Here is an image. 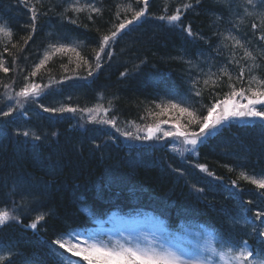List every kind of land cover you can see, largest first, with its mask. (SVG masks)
Instances as JSON below:
<instances>
[{
    "label": "trees",
    "instance_id": "1",
    "mask_svg": "<svg viewBox=\"0 0 264 264\" xmlns=\"http://www.w3.org/2000/svg\"><path fill=\"white\" fill-rule=\"evenodd\" d=\"M78 2L100 11L86 8L73 12L69 8L73 0H40V3L0 0V23L13 32L10 42L0 38V59L9 69L7 73L0 71V111L14 109L9 117L0 116V209H13V214L19 217L18 221L0 226V255L9 249L13 253L0 264H57V258L49 251L54 239L75 227L88 225L94 220L90 217L106 218L111 213L126 216L150 213L162 218L170 229H176L182 222L198 224L211 229L226 243L246 240L253 248H263L264 244L258 241H264V237L253 233V228L258 221L255 213L259 208L264 211L260 207L264 189L256 188L240 173L264 179V123L259 119L224 122L213 130V135L198 140L195 146L178 141L181 152L178 154L170 148L169 139L134 137H143L146 126L158 119L169 120L161 127L169 125L173 129L176 117L181 124L187 123L186 114L172 109L164 116L149 115L159 111L155 105L162 100L182 101L181 107H188L202 117L207 115L208 107L231 90L229 83L239 89L248 86L251 74L264 78V40L260 39L264 27L252 28L253 23L260 24L264 2L254 0L253 6L246 0H228L224 5L216 0H200L198 4L196 0H149L146 15L105 46L99 64L103 59L118 61L119 66L112 74L124 81L139 77L144 70L143 77L150 79L151 88L133 80L114 89L109 87L110 81L92 85L102 75L95 72V51H99L106 31H115L121 20L131 19L132 12L122 9L131 5L138 11L144 4L142 0ZM184 3L192 4V8L183 10ZM33 6L38 10L36 30L24 44L22 37L27 38L31 31L29 9ZM177 7L182 9L180 26L158 19L173 14ZM73 19L76 24L71 23ZM187 26L195 36L183 31ZM229 33L253 52L255 61L242 59L244 49L233 48L234 41L224 39ZM140 40L151 41L155 51L145 53L144 47L136 46ZM61 44L74 47L89 60L92 74L95 72L92 80V75L85 74L89 71L87 67H76L79 61L73 52L53 54L37 70V75L31 76L45 52L53 53L50 45ZM233 52L239 64L228 63ZM131 55L134 57L130 58ZM253 62L259 67L249 73L248 67ZM222 66L232 73L231 81L220 75ZM241 66L245 69L242 81L235 79ZM122 72L126 75L121 76ZM210 73L216 76L205 85ZM216 77L219 80L213 84ZM54 80L60 84L66 81L51 87ZM29 82L42 86L41 95L34 99L16 97L15 93ZM5 84L9 87L5 88ZM196 91L201 95L197 96ZM18 99H22L19 105ZM98 105L108 109V117H115L120 129L111 132L115 137L95 135L96 129L101 131L110 125L88 121L83 133L75 131L73 126L80 121L81 110ZM42 106H69L77 111L44 112ZM56 114L71 118L72 122L57 125ZM37 126L39 131L35 129ZM89 130L93 131L90 137L85 135ZM25 131L29 133L27 137L23 135ZM124 131L131 132L132 137L121 135ZM188 131L198 132L199 128L192 125ZM34 135L40 139H34ZM198 165H205L214 175L201 172ZM53 194H62L65 201H56ZM41 214L44 219L36 229L26 227Z\"/></svg>",
    "mask_w": 264,
    "mask_h": 264
},
{
    "label": "snow or ice",
    "instance_id": "2",
    "mask_svg": "<svg viewBox=\"0 0 264 264\" xmlns=\"http://www.w3.org/2000/svg\"><path fill=\"white\" fill-rule=\"evenodd\" d=\"M37 3H40V0H36ZM200 0H196L198 4ZM218 4L224 5L227 4L228 0H216ZM264 2V0H262ZM144 7L140 8V10H133L132 6L129 5L127 8L122 10L127 12H132L131 19H123L120 23L115 25V31H112L110 35H104L100 41L99 51H95V59L97 61L96 67L99 68V60L101 59V53L105 51V46L110 43V41L114 40L122 30L126 29L128 25L132 24L134 21L140 20L142 17L146 15V7L149 3V0H142ZM246 3L249 5L254 4V0H246ZM120 8V5H117ZM71 11L79 13L86 10V8H90L92 12H99L98 8L92 7L91 5H80L78 0H73V4L69 5ZM183 10H187L192 8V4L184 3L182 5ZM31 11V19L32 23L30 25L31 31L27 38H23V43L27 44L28 41L32 38V34H34L36 30V21H37V13L38 10L33 6L29 9ZM67 10V9H66ZM165 11H167V7L165 6ZM251 15V13H248ZM182 16L181 7H177L175 12L171 15H161L158 19L162 21H167L168 24L174 26H180ZM92 19L91 16L88 17ZM117 19H120L119 14H117ZM216 19H220L219 16ZM71 23L76 24L77 21L75 19L71 20ZM264 27V14H261L260 24L253 23L252 28L256 30L258 28ZM183 31H185L188 36H195L192 32L191 27H183ZM13 37L12 30L4 23H0V38L7 39V41H11ZM225 40L231 39L234 41L233 48H242L244 49V54L242 59L244 60H253L255 61V57L253 52L249 51L244 43L232 36L230 33L228 36L224 37ZM261 40H264V34L260 36ZM227 45H224L226 47ZM13 48H17V44L12 45ZM53 48V53L45 52L43 59L39 61V63L35 66V70L32 71L31 76L35 77L37 75V70L45 65V63L51 59V56L55 53H67L73 52L78 58V63L76 67L79 68L82 65L89 69L88 75H92L91 65L89 60L82 57L79 52L76 51L74 47H66L63 44L56 46L50 45ZM220 46L218 45V48ZM6 52L7 48L4 49ZM264 53V50H262ZM109 56L112 55L111 52L107 53ZM219 54V53H218ZM235 52L232 53L228 63H236L239 64L240 61L235 59ZM15 62V58H14ZM259 65L254 62L249 65L248 72L252 73L254 68H258ZM0 71L7 73L9 69L4 66V61L0 59ZM221 76H227L231 81L233 79V75L228 69L224 66L219 69ZM121 76L126 75V73H120ZM216 76L215 73H210L208 79H205L204 84L207 85L209 80L212 77ZM245 76V69L243 66L240 68V72L238 76L235 77L237 80H243ZM29 78L26 76L25 80L27 81ZM67 79V77H66ZM219 77H216V80H213V84H216ZM194 84L196 81L193 82ZM255 85V86H253ZM218 86V85H217ZM5 88H8L9 85L5 84ZM44 87H47L45 85ZM228 87L231 89L229 92L224 94V98L222 100L217 99L215 103H213L210 107L207 108V115L198 116L196 112L190 111L188 107H181L182 101L173 103L171 99L167 101H161L160 103H156L155 108L158 109V112L149 113V115H155L156 117L167 115L168 110L172 109L180 114L187 115V123L181 124L180 118L176 117L173 123V127L175 131H163L164 137H175L182 138L184 144H189L195 146L198 140H202V138H207L208 135L215 129L217 126L222 125L224 122L230 121L231 119H259L262 123H264V78H260L255 74H251L248 77V86H241L237 89L233 84L229 83ZM43 88L40 84L35 82L25 83L24 86L15 93V96L22 99L36 98L41 95ZM197 96L201 95L200 91H196ZM7 99L11 100V96H7ZM22 99L17 100V105L21 104ZM241 101H246V103H242ZM261 107H257V106ZM43 107V106H42ZM13 108L9 107L7 111H0V116L9 117L13 113ZM44 112H76V108L71 107H61V108H48L43 107ZM81 111L89 114V122L100 123L105 125H110L113 128H116L117 131L120 129L117 127V121L115 117L107 118L108 109L103 108L102 105H98L94 108H85ZM103 113L104 118H98L99 114ZM169 120L167 119H158V121L154 124H149L144 129L145 135L143 137L137 135L135 139H144L151 140L153 138L160 139L161 137L157 136L158 132H161V125L168 124ZM197 125L199 131H188L190 126ZM25 137L29 135L27 131L23 133ZM55 135V133H53ZM121 135L126 137H132V133L128 131L121 132ZM34 139L39 140V136L34 135ZM201 172H207L209 176H213L214 174L209 172L205 165H198ZM232 171V169H229ZM240 176L249 180V182L256 186L258 189H264V179H253L248 177L245 173H240ZM217 179H219L217 177ZM233 186L235 187L236 182L233 181ZM197 191H203V189H196ZM13 209H0V226H3L8 221H18L19 217L13 214ZM246 211V210H245ZM261 217H264V211H257L255 213V218L257 220H261ZM44 219L43 214L38 215L33 222L26 225V227L36 229L37 224L40 220ZM261 223L264 224V220H261ZM253 233H258L260 237H264V228H253ZM251 235V233H249ZM260 244H264V241H258ZM51 244L54 246L49 249L50 253L57 258V264H68L67 259L64 257L62 253H60V249H64L65 252L71 253L72 256L80 257L85 264H264V248H259L253 250L249 247L248 242L246 240L240 241L238 244H229L225 246L223 243L217 247L212 243H209L207 248L200 249L196 254H189L184 252L181 249L172 250L171 248H165L163 246L157 248L152 245H144L140 244H126L120 242H113L111 244L105 243L104 241H98L95 239H79L78 236H73L71 233L62 234L60 237L54 239ZM58 246V247H55ZM13 255L12 251L9 249L6 254L0 255V262L5 261L9 257Z\"/></svg>",
    "mask_w": 264,
    "mask_h": 264
},
{
    "label": "rangeland",
    "instance_id": "3",
    "mask_svg": "<svg viewBox=\"0 0 264 264\" xmlns=\"http://www.w3.org/2000/svg\"><path fill=\"white\" fill-rule=\"evenodd\" d=\"M257 107L259 108L260 106ZM81 114V117H79L80 121L89 122V114L86 113V116H84L83 113ZM100 115L101 113L99 116ZM101 116L104 118V115ZM107 118L110 117L107 116ZM231 120L235 121V119ZM161 129L162 131L158 132L156 135L161 137L160 139L163 141L169 139L171 142V145H169L170 148L177 154L181 153L177 146L179 142L182 144V138L178 140L175 137L163 136V131H175V129L169 125H164L161 127ZM113 130H116V128L111 126L105 127L101 131L96 129L95 135L97 134L98 136L115 137L114 134H111ZM92 132L93 131L91 130L86 131L85 135L90 137ZM211 133H214V131ZM91 140L93 143L95 142L94 138ZM151 140L157 141L156 138ZM182 145L189 144L183 143ZM69 233H71L73 236H78V238L82 240L95 239L109 244L113 242H120L126 244H140L141 246L152 245L157 248L163 246L165 248H171L172 250L181 249L189 254H196L198 250L207 248L209 243H212L217 247H219L222 243L225 246L231 244L224 242L220 236L215 234L207 227L188 223H180L175 230H172L167 227L166 223L161 218L147 213H140L137 216L131 215V217H125L119 214H110L107 216V218L96 220L94 225L74 228L69 231ZM248 245L253 250L260 248L259 246H255L253 248L249 243ZM59 251L67 259L68 264H85V262L82 261L80 257L72 256L71 253L65 252L64 249H60Z\"/></svg>",
    "mask_w": 264,
    "mask_h": 264
},
{
    "label": "bare ground",
    "instance_id": "4",
    "mask_svg": "<svg viewBox=\"0 0 264 264\" xmlns=\"http://www.w3.org/2000/svg\"><path fill=\"white\" fill-rule=\"evenodd\" d=\"M112 32V30L111 29H109L108 31H106L104 34L105 35H110V33ZM120 43H122V41H119ZM136 46L137 47H144V49H143V51L145 52V53H152L153 51H155L154 50V45H153V43L151 42V41H147V40H140V41H137V43H136ZM105 52V51H104ZM107 54V53H106ZM134 56L133 55H131L130 56V58H133ZM121 60L122 61H125V58H121ZM163 64V63H162ZM119 66V63H118V61H116V62H113V61H108V60H105V59H103V61L100 63V67L99 68H97L96 69V71L95 72H97V73H99V74H101L102 73V75H101V78H99V79H97L94 83L95 84H92V85H100V84H105V82L106 81H110L111 83H112V85H110L109 87L111 88V89H114L115 87H117V86H119V85H121V84H123V85H127V84H129V82H131V81H133V80H137V81H139V82H144L145 83V85H146V87L147 88H151V85H150V79L149 78H144L143 76L145 75V72H144V70H141V75H139V77H132V78H130V79H128V80H126V81H124V80H121V79H119V78H117V76H116V74H112L113 72H115L114 70H115V68H117ZM94 72V73H95ZM93 73V74H94ZM85 74H88L87 73V70L85 71ZM92 74V76H91V80L95 77L94 75ZM66 80H63L62 82H61V84H60V82L59 81H56V80H54V82L52 81L51 82V87L52 86H57V85H62V83H64ZM59 86V87H60ZM69 107V106H68ZM96 107V106H95ZM83 112V111H82ZM84 113V115L86 116L87 114H86V112H83ZM64 121H66L68 124H70L71 122H72V120H71V118H63V117H59V116H57V114H56V124L57 125H63V123H64ZM74 121H75V119H74ZM63 122V123H62ZM85 124H86V122H84V121H78L73 127H74V129H75V131L77 130V131H79V132H81V133H83L84 131H85ZM36 130H38L39 131V126H37L36 128H35ZM104 138H107V137H105V136H103ZM103 138V139H104ZM91 143V142H90ZM53 150H50V152H52ZM63 177H65V175H63L62 174V178ZM61 179V178H60ZM59 179V180H60ZM66 189V188H65ZM81 191V190H80ZM53 196L54 197H56V201H59V202H61V201H65L64 200V196L62 195V194H57L56 196L53 194ZM78 198L80 199V200H83V191L79 194V196H78ZM74 199L78 202V199H77V196H76V194H74ZM260 207H262V208H264V200H263V203L260 205ZM68 208L66 207L65 208V210H67ZM258 211H262L260 208L258 209ZM261 218H263V217H261ZM261 220H264V218L263 219H261ZM261 220H258L256 223H255V228H257V227H260V228H263L264 227V224H262L261 223Z\"/></svg>",
    "mask_w": 264,
    "mask_h": 264
}]
</instances>
